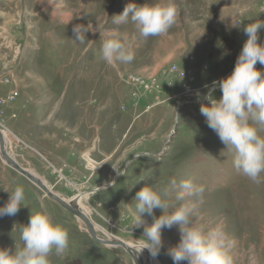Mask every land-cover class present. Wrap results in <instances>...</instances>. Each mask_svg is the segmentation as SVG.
I'll list each match as a JSON object with an SVG mask.
<instances>
[{"label": "rangeland", "instance_id": "rangeland-1", "mask_svg": "<svg viewBox=\"0 0 264 264\" xmlns=\"http://www.w3.org/2000/svg\"><path fill=\"white\" fill-rule=\"evenodd\" d=\"M168 2L0 0V101L18 92L15 101L0 104L7 153L61 199L87 194L82 210L101 228L99 236L109 241L102 233L107 232L136 248L144 234L133 228L138 192L173 179L203 186L195 222L206 230L223 228L234 264H264V176L256 184L236 172L234 154L200 111L210 106L203 98L213 83L234 72L246 27L264 23V0H173L181 13L177 24L147 40L131 23H113L130 4ZM78 25L93 30L83 44L73 37ZM113 31L132 43V63L110 66L101 59ZM259 35L264 45V29ZM257 70L264 73V65L258 63ZM129 76L150 86L127 84ZM133 87L140 92L134 94ZM214 98H222L219 89ZM19 186L24 206L17 216L0 218V250L22 247L20 228L43 203L70 234L65 256L53 254L51 264H134L123 248L95 241L85 222L0 157V207ZM177 195L169 200L170 212L187 202ZM162 215L155 211L156 218ZM143 219L153 224L151 217ZM162 240L157 260L174 264L167 253L181 240L180 226L165 229Z\"/></svg>", "mask_w": 264, "mask_h": 264}, {"label": "clouds", "instance_id": "clouds-1", "mask_svg": "<svg viewBox=\"0 0 264 264\" xmlns=\"http://www.w3.org/2000/svg\"><path fill=\"white\" fill-rule=\"evenodd\" d=\"M180 14L173 0L166 4H130L121 15L113 18V23L117 26L131 23L139 36L147 40L167 35L177 24ZM262 29L264 23L261 22L246 27L244 34L248 39L234 72L226 79L213 83L203 98L210 106L202 105L200 110L207 126L234 154L236 172L256 184H260L264 176V73L257 70L258 63L264 65V45L259 42ZM92 31L91 25H78L73 28L74 40L83 44ZM101 59L110 66L132 63L135 51L129 38L118 31L110 33L102 44ZM217 89L222 92L219 101L214 98ZM174 192H178V201L187 202L170 212L169 200ZM204 192L203 186L191 181L177 184L175 179L167 186L144 187L138 192L133 228H143L144 234L136 253L143 254L147 250L154 260L158 259L164 248L163 231H170L179 225L181 240L167 253L174 264H234L230 254L232 243L223 228L206 230L195 222ZM10 193L7 204L0 207V218L17 216L21 206H24L25 190L22 186ZM40 207L41 211L32 212L29 223L20 228L22 247L17 246L14 253L11 249L0 250V264H51L53 254L65 256L70 243L69 231L54 222L46 205L41 203ZM157 209L163 212L159 218L155 216ZM145 216L153 219L151 226H146Z\"/></svg>", "mask_w": 264, "mask_h": 264}, {"label": "water", "instance_id": "water-1", "mask_svg": "<svg viewBox=\"0 0 264 264\" xmlns=\"http://www.w3.org/2000/svg\"><path fill=\"white\" fill-rule=\"evenodd\" d=\"M0 136H1V130H0ZM0 157H1L2 162L5 165L14 169L16 172H18L22 176L26 177L29 181H31L33 184H35L37 187H39L45 193L46 196H48L49 198L56 201L60 206H62L65 210L72 213L75 217H77V216L81 217V219L84 220L86 226H88L87 227L89 230L88 232L90 233L91 237L95 241H97L98 243L105 245V246H108L107 244L112 243V242H108V240H105L104 238L99 236L98 233L100 231H98L99 229H96L97 227L99 228V226H97L92 220H90V219L88 220L87 218L83 217L78 212L77 206L75 205V203L72 200L70 201L69 204H67L63 199H61L59 196H57L51 190H49L46 185L42 184L41 181H39L35 176H33L31 173H29L24 168H22L15 160L8 159V157H7V145L4 141L2 142V150H1ZM102 233L105 234L109 239L114 240L115 243L117 244V246L123 248L131 256L132 260L134 261V264H139V262H137V260H136V257H135L136 253H135V250L133 248H129L124 243V241L118 240L113 235H111L107 232H102Z\"/></svg>", "mask_w": 264, "mask_h": 264}, {"label": "bare ground", "instance_id": "bare-ground-1", "mask_svg": "<svg viewBox=\"0 0 264 264\" xmlns=\"http://www.w3.org/2000/svg\"><path fill=\"white\" fill-rule=\"evenodd\" d=\"M5 142L6 143V145L8 144V142H9V138L7 137V134H5V132H3V131H1V136H0V151L2 150V142ZM8 149V148H7ZM7 152H8V150H7ZM1 153V152H0ZM7 157H8V159H11L10 158V156L8 155V153H7ZM28 171V170H27ZM29 173H31L33 176H35L39 181H41V183L42 184H44L45 185V183L39 178V177H37L36 175H34V173L33 172H31V171H28ZM47 186V185H46ZM48 187V186H47ZM48 189H49V187H48ZM50 190V189H49ZM87 194H80L79 196H77V197H75L72 201L75 203V205L77 206V209H78V212L83 216V217H85V218H87V216L85 215V213H84V211L82 210V201L83 200H87ZM67 204H69L70 203V201H68V200H64ZM81 207V208H80ZM77 218L78 219H80V220H82L81 219V217H78L77 216ZM88 220H89V218H87ZM83 222H84V220H82ZM96 229H99L100 231H101V228L99 227H97ZM119 240V239H118ZM108 242H112L111 244H107L108 246H117V244L115 243V241L114 240H112V239H110ZM125 243V242H124ZM126 244V243H125ZM129 248H133L134 250H135V253H136V250H138L139 248H136L135 246H132V245H128V244H126ZM135 257H136V260H137V262H139V264H159V262H158V260L156 259V260H154L152 257H151V255H150V253L147 251V250H145L144 252H143V254H137L136 253V255H135Z\"/></svg>", "mask_w": 264, "mask_h": 264}, {"label": "built area", "instance_id": "built-area-1", "mask_svg": "<svg viewBox=\"0 0 264 264\" xmlns=\"http://www.w3.org/2000/svg\"><path fill=\"white\" fill-rule=\"evenodd\" d=\"M173 71H175V76L176 75H181V71L178 68H174ZM154 82V83H153ZM153 86L155 84V81H153ZM6 83H8V80H6ZM127 84L133 83L134 85H138L140 87H149L150 85L147 84L143 79H139L136 77H131L129 76L128 80L126 81ZM135 92H140V90H138L137 87H133V93L135 94ZM18 97V92H11L5 99L0 101V104L5 105L7 102H13L17 99Z\"/></svg>", "mask_w": 264, "mask_h": 264}]
</instances>
